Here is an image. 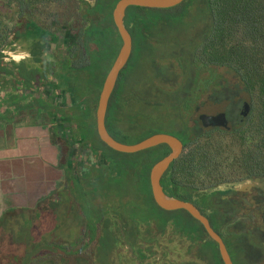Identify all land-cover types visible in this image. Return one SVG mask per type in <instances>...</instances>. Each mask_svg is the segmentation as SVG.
I'll return each instance as SVG.
<instances>
[{
	"label": "trees",
	"instance_id": "16d2710c",
	"mask_svg": "<svg viewBox=\"0 0 264 264\" xmlns=\"http://www.w3.org/2000/svg\"><path fill=\"white\" fill-rule=\"evenodd\" d=\"M117 1L96 0L92 6L83 0L4 1L7 12L0 14V86L14 89L20 86L34 91L42 82L52 79L51 85L68 95L72 106L62 109L51 105L48 115L52 127L49 131L59 138L77 133L93 148L92 154L100 153L103 164L96 163L88 170H81L78 177L70 175L67 168L65 175L68 184L78 185L81 194L88 197L89 205L96 208L95 217L90 218L87 206L74 207L76 201L70 198L74 195L63 191L62 201H66L65 198L70 201L68 207L72 213L79 214L80 221L70 222L66 217V221L58 219L53 222L57 215L55 210L62 202L60 191L59 196L49 203L56 194L53 192L44 197L42 206L30 212L31 218L27 213L24 223L0 220V264H223L216 243L196 220L183 211L162 210L152 199L149 186L151 166L168 155L170 149L160 145L132 155L109 149L99 140L95 130V108L100 91L90 104L85 92L80 93L83 91L80 85L72 79L79 73L82 74L79 79H86L87 74L81 71L89 65L85 58L88 53L95 54L96 60L103 52L113 50L112 65L121 45L112 21ZM51 5L55 6L52 10ZM191 10L199 13L205 24L194 35L188 36L187 28L181 31L186 44L174 48L175 52L170 54V57L177 58L174 62H166L165 68H159L154 61L155 83L145 97V108L150 113L166 107L177 126L169 132L147 117L146 133L136 136V127L128 128L121 121L123 117L116 119L114 124L110 123L109 110L105 126L111 137L124 144H135L158 133L171 134L182 140L183 153L162 179L164 192L192 202L207 217L211 227L223 238L233 264H264V238L249 240L240 233L222 237L219 228L224 224L225 215L215 212L220 216L219 221L206 212L212 196L226 193L217 191L219 186L264 177V0H187L167 10L130 7L124 25L132 38L134 55H140L142 47L153 46L156 41L160 43L161 34L158 37L154 32L184 21ZM47 20L50 21L45 24ZM62 27H65V37L74 42L69 56L76 58L74 62L68 58L64 63L47 62L46 65L47 45L60 40L58 30ZM15 44L29 51V66L4 63V52L7 49L13 51ZM49 52L53 53L52 50ZM130 61L131 58L128 64ZM37 64L48 67L50 77L41 76ZM53 65L62 67L60 72L52 68ZM219 70L223 72L219 73ZM106 74L101 78V87ZM222 74L229 75L230 81H225ZM34 75L41 78L36 80ZM220 88L234 90L222 97H230L233 102L244 100L251 105L245 121L233 126L229 132L205 131L182 124L183 113H190L197 106L198 90L210 91L215 96V90ZM191 93L193 95L189 96ZM31 98L28 104L32 108L31 116L40 115L39 109L33 108L39 100ZM77 113L82 115L80 121L75 119L74 114L79 116ZM64 127H68V134ZM143 154L142 167V160L132 162ZM130 173L138 181V201L151 202L149 211L138 210L139 207L133 205L135 201L131 198L136 194L116 197L119 194L117 184L123 177L131 176ZM72 190L71 186L70 192ZM102 190H105L104 195ZM101 199L104 205H100ZM33 211H36L35 217ZM43 215L51 217L52 222L51 229L47 231L45 228L44 233L39 226L43 222L39 218ZM70 223H73L70 230L73 234L69 232L64 238L59 231L71 227ZM33 227L35 236L23 247L24 251L14 250L11 241L20 244L22 236L13 235L18 231L26 235Z\"/></svg>",
	"mask_w": 264,
	"mask_h": 264
},
{
	"label": "rangeland",
	"instance_id": "374dc122",
	"mask_svg": "<svg viewBox=\"0 0 264 264\" xmlns=\"http://www.w3.org/2000/svg\"><path fill=\"white\" fill-rule=\"evenodd\" d=\"M4 1L5 0H0V14L1 15H5L7 10L6 7L4 6ZM84 2H86L89 6L94 5L96 0H83ZM113 0H109V2H111ZM55 6L51 5L50 9L52 10ZM84 7V5H83ZM45 18V16L42 17V19ZM50 20H47L45 24H48ZM189 23H192V25L188 26ZM202 24L204 25V20H202L200 18L199 13L191 10L188 15H186V17L184 18V21H181L179 23H176L175 26H168V27H163L162 29H159L158 32L155 31L154 33L156 34V36L159 37V34H161V38L162 41H160V43H155V45H150L148 47H142L140 50V55L135 56L134 55V48H133V52L131 55V61L130 63L126 66L124 73L121 77V80L117 86V90L115 91V94H119L121 96V98L123 99L122 102L120 103V110L121 112L119 113L120 117H123L124 120H126V122L128 121H133V119L138 120V115L142 114V119L140 120V123H136V136H141L144 135L146 133V128H145V123H146V118L147 117H151V120H155V122H157L158 124H160V126L164 127L165 130L171 132L172 129L174 127L177 126L176 121H172V114L169 112V110L164 107L162 110L160 111H154L152 113H150L146 108H145V97L146 94L149 93L151 90L150 87H153L151 85H153L155 82L153 81V72H152V68H153V64L154 61L157 63V67L159 66V68L163 67L165 64L164 63H168V62H174L175 59L177 58H173L170 57V54L175 52V49H178L179 47L183 46L184 44H186V38L184 36H182V32L183 30H187V34L188 36L190 35H194L196 34V31L202 27ZM188 26V27H187ZM65 29V27H62ZM61 28H59L60 30ZM58 30V32H60ZM62 31V30H61ZM184 37V38H183ZM150 44V43H149ZM17 46L19 44H16ZM56 45V44H55ZM17 46H14V54H18L21 52H25V48L23 46H21V48L18 50L16 49ZM51 46V45H50ZM49 46V48H51ZM72 46V44H71ZM73 47V46H72ZM72 47L70 48V50H72ZM68 48V47H67ZM66 47H62L60 44L54 46V48H51L48 51H53V53L47 51V54L44 55V64H48L47 62H49L50 64L53 63H64L65 60H67L68 58H72L71 55L69 56L66 51H67ZM175 48V49H174ZM75 49V48H74ZM73 49V50H74ZM8 50V49H7ZM11 51V50H10ZM21 51V52H19ZM27 54L30 56L29 51H26ZM94 55L93 53H88L86 54V61L89 63L88 67L86 70L81 71V73H86L87 77L84 80L79 79L82 74H75L72 79L73 81H75L77 84L80 85V87L82 88V92H85V96L87 97L86 100L88 101V103L93 104L96 96L98 94V91H100V87H101V78L104 74H106L109 71V68L111 67V59L113 56V50H109L106 52H103L101 55H99V57L94 60ZM8 57V56H7ZM31 58V56H30ZM76 57H73L71 60H75ZM9 61L10 58H7ZM8 61V62H9ZM30 64H26V66H29ZM52 68H55L58 72H60L59 70H61V68H58V66L53 65ZM165 68V67H163ZM36 69L38 71V73L41 76H48L50 77L49 74V68L46 66H39L37 64ZM63 71V70H62ZM223 72L222 70H219V73ZM222 77L225 81H230L229 78L231 79V77H229V75H223ZM34 78L36 80H39L41 77L34 75ZM50 80L52 79H48L46 81H44V86H47L48 83H50ZM37 82V81H36ZM79 87V89H80ZM20 88V86H19ZM23 89V88H22ZM21 93V90H19ZM18 91V92H19ZM25 90H23L22 92H24ZM45 91V90H44ZM77 91L79 92V90L77 89ZM132 94L134 95V97L132 96ZM138 96H142L144 98V104H140L139 106L137 105L138 103L136 102V97ZM211 97V95L209 93H203L200 95V100L199 102L202 104L201 106V113L204 114H211V113H215L218 112L221 109H224V103H211L208 101V98ZM48 99V98H47ZM44 103H47V105H44V114L41 113V115L44 116V124L48 125L49 128L52 127V124L50 123L49 120V111L51 108V105L53 106V103L51 99L46 100L44 97ZM50 104V106H49ZM64 104L66 105L65 107H60L62 109H66V108H70L71 106V100L66 97L64 100ZM165 104H167V102H165ZM16 105H18V103H16ZM38 103H34V107L33 108H38L37 107ZM70 106V107H69ZM52 109V108H51ZM68 112V111H67ZM115 110H113L112 108H109V115L112 117V115L114 114ZM69 113V112H68ZM79 116L75 115V119H80L82 118L81 113H77ZM73 115V113H72ZM57 118H59L57 116ZM195 119H197V114L194 111H191L190 113H183L182 116V124L185 125H189L190 121H194ZM189 121V122H188ZM64 125V123H63ZM51 126V127H50ZM65 129V127H64ZM65 133L68 134V127H66L65 129ZM50 134V142L51 143H55L54 145L56 146L57 149V154H58V161L56 163V166H58L59 169V176L54 180L51 178H53L52 175H49L50 173L47 170V174L49 175L48 178L46 177V181H48V189L49 192L46 195V197L48 195H50L53 192H56V194L54 196H52L49 199V203L53 202L55 200V197L59 196L60 191L61 193V201L63 200L64 194L63 191L68 193H70V195H74L73 197H70L73 201H76L75 205L78 206H87L89 207V215L90 218L91 217H95L96 215V208H94V206L89 205V200L88 197L86 195L81 194L82 190H80V188L78 187V185H76L75 183H69L67 182L65 175H66V169L68 168L69 171L71 172V174L76 175L78 177V172H80L81 170H88V160H86V158L88 157V151L87 148H90V144L88 142H86V140H82L77 133H75V135H73L72 137H70L69 135L63 136L64 138H59L57 136L52 135L51 132H49ZM67 137V138H66ZM68 142V143H67ZM8 146H11L14 149H18L19 148V144H18V139L15 138H11L8 140V135H7V128L5 126H0V149H5ZM65 146L68 147H72L75 149V157L72 159V162H68V156L64 153H66L67 151H63V149H69L67 148H63ZM21 150V149H18ZM39 153H43L45 156L48 155V150H44V151H39ZM44 156V166L48 165L46 164V158ZM137 159L132 160L133 163H136L135 161L139 162L141 160L144 159V154L140 155V156H136ZM85 159V160H84ZM91 161H93V157L90 158ZM83 161L85 163H83ZM103 159L99 158V162L98 163H102ZM88 163V164H87ZM54 165V164H52ZM52 165L50 164L49 169H52ZM83 165V167L81 166ZM142 167V166H140ZM139 167V168H140ZM83 168V169H82ZM47 169V168H46ZM80 169V170H79ZM135 170V168H134ZM136 172V170H135ZM141 173V170L139 169V171ZM132 173H130L129 175H131ZM135 174V173H133ZM45 178V177H44ZM85 182V181H84ZM73 188V190L70 192V188L71 186ZM231 184H227V185H221L219 186L220 189H225L226 186H229ZM238 185V184H237ZM118 188V192L119 194L116 195V197L121 198L124 197L127 193L131 196H133V194H136V197L133 196V198H131L133 201V205L135 204V206L139 207L138 210H145V211H149L151 209V202L149 200L143 202V201H138L139 199V187H138V181L137 179L134 177V175L132 176H127L126 178L123 177L122 182L117 184ZM134 191V192H132ZM136 191V192H135ZM74 192V193H73ZM132 193V194H131ZM81 194V195H80ZM102 195L105 194V190H102L101 192ZM109 197H111V195H109ZM105 198V197H104ZM66 201H62L59 208L57 210H55L57 212V215L53 218V222H56V220L61 219V221H66V217H69L70 222H76L78 223L80 221V217L74 213L71 212V208L68 207V205H70V201L65 198ZM103 200H100V205H104L105 203H101ZM49 203L45 202L44 204L48 205ZM92 208H91V207ZM106 207V205H105ZM102 207V208H105ZM69 208V209H68ZM68 210H70V212H68ZM44 212V211H43ZM48 212V211H47ZM52 212V211H51ZM53 213V212H52ZM36 211H33V217H35ZM45 214V213H44ZM39 216H40V211H39ZM44 218H45V223H44ZM51 218V217H50ZM50 218L46 215H43L41 218H39V220H43L42 224L39 225L40 227H42L43 229V233L47 231H49L51 229L52 226V222L50 221ZM68 220V219H67ZM68 224V222H67ZM70 226L73 225V223L69 224ZM17 226V225H16ZM16 226H14L16 228ZM35 227V226H34ZM34 227L31 231L28 232V234L24 235L23 231H18L16 232L13 236H22V241L20 240V244H15V240H12L11 243L14 244L13 245V249L19 252V251H24V246L26 247L27 244L29 242H31L30 240L32 238H34ZM46 228V230H45ZM64 228V227H63ZM70 228V229H69ZM73 226L64 228L63 230L59 231L63 234V237L66 238L67 234L69 232L72 231ZM71 230V231H70ZM58 232V233H59ZM72 233V232H71ZM70 233V234H71ZM66 234V235H65ZM73 234V233H72ZM78 233L76 232V235ZM79 236V234L77 235ZM5 243V241H2ZM36 242V241H33ZM19 245V246H18ZM177 251H180L179 249L176 248Z\"/></svg>",
	"mask_w": 264,
	"mask_h": 264
},
{
	"label": "crops",
	"instance_id": "0c3cea01",
	"mask_svg": "<svg viewBox=\"0 0 264 264\" xmlns=\"http://www.w3.org/2000/svg\"><path fill=\"white\" fill-rule=\"evenodd\" d=\"M50 45H47L48 50L56 46ZM20 48V45L16 47L18 50ZM23 53H26L23 58H15ZM4 55V63L29 64L31 60L26 50L14 54V51L8 49ZM51 84L44 86L42 82L34 91H27L21 87L14 89L0 86V126L7 128L8 140L12 137L18 139V149H21L16 150L11 146L0 149V220L4 218L7 223L19 221L22 224L27 220V213L31 218L30 212L42 206V200L49 192L48 186H45L49 181H46V177L52 175L51 180H55L59 176V169L56 166L58 152L56 146L50 142L49 126L44 124V116L41 113L44 114V105H47L44 103V97L51 99L54 106L65 107L63 102L68 95ZM23 90L25 91L22 92ZM31 97L39 100L37 107L40 115L31 116L32 108L28 105L32 100ZM44 150H48L49 154L45 156L39 153ZM44 156L48 164L46 166H44ZM50 164H54L52 169L48 167Z\"/></svg>",
	"mask_w": 264,
	"mask_h": 264
},
{
	"label": "water",
	"instance_id": "95a60500",
	"mask_svg": "<svg viewBox=\"0 0 264 264\" xmlns=\"http://www.w3.org/2000/svg\"><path fill=\"white\" fill-rule=\"evenodd\" d=\"M187 0H118L112 11V21L116 28L117 34L120 38L121 45L118 53L107 72L101 90L98 95L97 105L95 108V130L99 140L109 149L126 155L137 154L145 150L157 147L159 145H166L170 152L161 160L156 162L149 172V184L151 196L156 204L165 211H183L188 213L194 220H196L204 229L207 236L216 243L219 256L223 264H233L227 248L218 235V233L211 227L207 217L204 216L199 209L191 202L184 201L175 197L168 196L160 185V180L170 165L177 160L183 153V145L173 135L165 133H158L149 136L142 141L135 144H124L116 141L107 132L105 121L108 109V103L112 93L117 85L121 72L126 68L128 61L132 54V38L127 28L124 25V18L126 11L130 7H139L152 10H167L182 5ZM244 112L242 115L246 116L248 105H244ZM199 120L204 128L220 127L225 128L226 119L223 113L215 116L200 115ZM243 188H250L252 186H264V182H260L258 178L252 180V183H247V180L237 183ZM236 185V184H235Z\"/></svg>",
	"mask_w": 264,
	"mask_h": 264
},
{
	"label": "flooded vegetation",
	"instance_id": "af4514ba",
	"mask_svg": "<svg viewBox=\"0 0 264 264\" xmlns=\"http://www.w3.org/2000/svg\"><path fill=\"white\" fill-rule=\"evenodd\" d=\"M59 31L60 32H58L59 33L58 36L60 37V40H58L55 43H49V44H56V45L60 44L62 47H66V48L68 47L66 53L69 55L71 53L70 48L73 46V45L71 46V44H73L74 42H71L69 39H67L65 37V29L64 28H61ZM132 50H133V44H132ZM116 90H117V85H116V87L112 93V96L109 100L108 109H107V112H108L109 108H112L113 110H115L114 114L112 115V117L110 116V120H109L110 123H112V124L115 123L116 119H118V118L121 119L119 113L121 112L120 103L122 102L123 99L121 98V96L119 94H115ZM197 92L199 93V97L196 100L197 106L194 109V112L197 114V119H195L194 121H190V123L188 125L189 127L197 126V127H200L202 130H205V131L224 130V131L229 132L230 130H232L233 126H236V125L242 123L243 121H245L249 117V114L251 112V105L248 102H246L244 100L243 101L235 100L233 102V101H231L230 97H226V96L222 97L224 95H228L230 92H234V90L231 91L229 89H221L220 88V89L215 90V92H216L215 96L211 95V92L206 91V90H203V91L198 90ZM194 93H196V92H194ZM203 93H209L211 95V97L208 98V101L211 103H216V104L217 103H224V109H221L218 112L211 113V114L201 113L200 109H201L202 104L199 102V100H200V95ZM192 95L193 94L191 93V95H189V96H192ZM218 95H220V96L218 97ZM132 96L134 97L133 94H132ZM136 102L138 103L137 104L138 106L140 104L143 105L144 104V98L142 96H138V97H136ZM245 104L248 105V111L246 112V116L242 115V112H244V110H245L244 109ZM220 113H223L225 116L226 125H227L225 128H220V127L204 128L202 126V123L199 120L200 115L203 114L206 116H215V115H218ZM106 116H107V114H106ZM141 119H142V114L138 115V120H136V118H135V120L133 119V121L126 122V120H124V118H122L121 121L124 122L128 128H133L134 126H136V123H140ZM168 135H171V134H168ZM179 141L183 145L182 140L179 139ZM63 148H67V147L65 146ZM68 148H69L68 150L63 149V151H67L66 152V155L68 156L67 161L72 162V159L75 157L74 156L75 155V149L73 148V146L68 147ZM92 150H93V148L91 146H90V148H87V151H88L87 156L88 157L86 158V160H88L89 164L88 163L87 164H88L89 169H90V166H93L94 164L96 165V163L99 162L100 153L92 154ZM148 150H150V149H148ZM183 151H184V148H183ZM91 157H93V161H91V159H90ZM161 159H159V160H161ZM158 161H156V162H158ZM83 163H85V162L83 161ZM143 163L144 162L142 160L140 162V165L143 166ZM155 163H153L152 166ZM101 164H103V163H101ZM81 166L83 167V165H81ZM99 166H100V164H99ZM164 176H165V174L162 176V178L160 180L161 186H162V179ZM258 179L260 180V182H264V177H261ZM252 180L253 179L247 180V183H252ZM224 185H227V184H224ZM239 185L231 184L229 186H226L225 189H220L219 187H218V190L215 189L217 191H224L226 193L212 196L211 197V205L206 210V212H207V214H211L213 219H217L219 221H220V216L217 215L215 212H217L218 214H221V215H225L224 224H222L219 228V231H220L219 233H221L222 237L237 235L240 233L243 236L248 237L249 240H255V237L256 238L257 237L264 238V186H252L250 188H243L241 185L238 188ZM149 186H150V184H149ZM162 188H163V186H162ZM222 240H223V238H222ZM156 259H157V257H156Z\"/></svg>",
	"mask_w": 264,
	"mask_h": 264
},
{
	"label": "clouds",
	"instance_id": "9594fccd",
	"mask_svg": "<svg viewBox=\"0 0 264 264\" xmlns=\"http://www.w3.org/2000/svg\"><path fill=\"white\" fill-rule=\"evenodd\" d=\"M25 55H26V53H23V54H20L19 56L15 57V58H17V59H21V58H23V56H25Z\"/></svg>",
	"mask_w": 264,
	"mask_h": 264
}]
</instances>
